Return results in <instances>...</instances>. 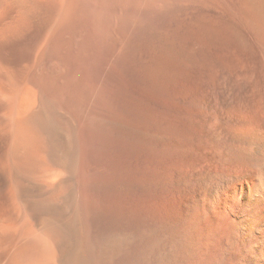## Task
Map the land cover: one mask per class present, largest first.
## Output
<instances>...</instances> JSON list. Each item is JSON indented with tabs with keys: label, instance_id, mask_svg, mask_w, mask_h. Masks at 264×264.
Wrapping results in <instances>:
<instances>
[{
	"label": "bare ground",
	"instance_id": "obj_1",
	"mask_svg": "<svg viewBox=\"0 0 264 264\" xmlns=\"http://www.w3.org/2000/svg\"><path fill=\"white\" fill-rule=\"evenodd\" d=\"M205 1L0 0V264H109L121 249L128 264H264L263 72H251L248 114L223 123L237 154L196 182L206 204L146 220L138 202L135 214L126 206L120 221L91 229L97 209L110 208L105 192L115 177L141 191L146 113L142 79L132 85L114 70L103 78L91 35L148 29L145 18L198 12ZM200 214L228 222L233 246L246 252L219 260ZM254 248L262 258L248 261Z\"/></svg>",
	"mask_w": 264,
	"mask_h": 264
},
{
	"label": "rangeland",
	"instance_id": "obj_2",
	"mask_svg": "<svg viewBox=\"0 0 264 264\" xmlns=\"http://www.w3.org/2000/svg\"><path fill=\"white\" fill-rule=\"evenodd\" d=\"M205 2L207 6L198 12L145 18L154 25L148 29L115 27L90 32L92 44L95 43V59L104 65L102 77L114 70L129 75L128 81L132 84L139 76L143 81L146 112L140 194L135 189H126L122 176L115 177L105 192L110 208L99 207L92 216L91 229L95 234L105 224L120 221L125 208L134 205L131 210L135 214L138 202L146 220L157 215L161 219L171 217L179 209L199 201L196 182L201 171L224 170L225 159L237 154L223 123L241 120L248 114L247 109L254 106V94L251 96L250 92L255 79L253 73L264 74V0ZM239 48L246 51L241 52ZM248 56L249 64L244 61ZM231 195L228 194L227 200ZM237 196L235 191L234 203L238 202ZM207 200L204 195L199 203L206 204ZM201 214L203 226L214 234L210 252L219 256V260L227 250L232 255L231 261L240 252H246L239 251L242 247L233 246V237L229 238L227 232L228 222H217L216 227ZM132 218L134 225L136 219ZM232 218L237 220V216ZM230 247L235 248L230 250ZM121 250L112 256L109 264H128L129 257ZM247 255L248 261L262 258L256 248ZM136 256L139 258L140 253Z\"/></svg>",
	"mask_w": 264,
	"mask_h": 264
}]
</instances>
